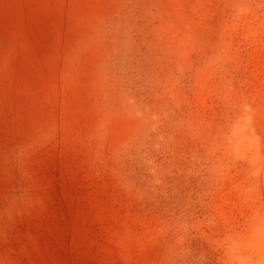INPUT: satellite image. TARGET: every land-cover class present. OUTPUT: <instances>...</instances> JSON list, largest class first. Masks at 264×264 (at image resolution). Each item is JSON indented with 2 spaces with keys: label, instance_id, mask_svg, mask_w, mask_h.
<instances>
[{
  "label": "rangeland",
  "instance_id": "1",
  "mask_svg": "<svg viewBox=\"0 0 264 264\" xmlns=\"http://www.w3.org/2000/svg\"><path fill=\"white\" fill-rule=\"evenodd\" d=\"M0 264H264V0H0Z\"/></svg>",
  "mask_w": 264,
  "mask_h": 264
}]
</instances>
